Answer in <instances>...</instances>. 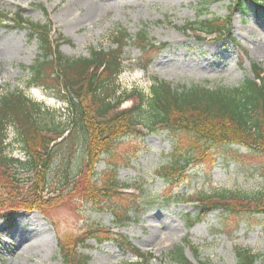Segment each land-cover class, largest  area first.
Segmentation results:
<instances>
[{
	"label": "rangeland",
	"instance_id": "rangeland-1",
	"mask_svg": "<svg viewBox=\"0 0 264 264\" xmlns=\"http://www.w3.org/2000/svg\"><path fill=\"white\" fill-rule=\"evenodd\" d=\"M70 1L0 0V15L22 9L30 23L50 21L56 30L52 33L53 39L62 35L68 41L60 50L69 59L87 58L93 49L114 50L113 34L118 30L127 31L131 38L122 50L125 70L118 80L121 92L134 89L148 95L156 79L174 87L200 85L233 89L252 77V65L264 68V12L253 3L245 11L232 12L230 0L208 6L202 0H110L105 4L108 10L96 21L84 23L78 19L84 9L78 12L73 6L70 11L79 21L66 20L64 10ZM228 16L232 22L230 35L222 41H199L186 30L189 23L206 19L223 22ZM140 32L146 33L156 46L166 44L167 47L160 50L156 47L142 54L136 45ZM27 34L26 30L0 25V99L8 92L22 91L49 110L55 123L63 126L69 118L68 106L45 90L27 85L31 76L25 68L31 67L39 54L37 42H30ZM130 107L131 103L123 106ZM140 130L114 142L94 166L93 180L91 175L88 180L92 185L96 184L95 180L103 185L115 173L122 183L142 186L154 202L151 208L136 212L134 220L119 231L113 211L133 207H126L129 192L118 193L122 197L115 203L103 197L94 202L84 196L86 193L70 199L64 197L61 193H66V189L58 188L63 176L73 178L86 165L85 149L79 143L72 154L58 153L49 174V192L60 189L55 196L59 194L58 198L65 200V204L49 206L45 215L36 210H20L11 226L0 217V264H64L60 247L73 237L84 241L74 247L80 256L89 258L88 264L139 261L131 249L113 242L99 244L85 240L91 231L100 229L112 230L127 238L135 249L151 253V264H163L166 256L179 247H185L186 257L196 264L187 242L199 249L200 260L211 264H237L236 249L264 256V215L232 216L216 212L188 228L187 218L197 210L180 201L221 191L250 196L263 194L264 156L238 145H213L207 157L193 165L183 183L170 192L157 170L170 162L176 152L187 154L190 142L180 133ZM6 154L26 160L12 127L8 129ZM4 187L0 184V188ZM170 193L177 195L171 198Z\"/></svg>",
	"mask_w": 264,
	"mask_h": 264
},
{
	"label": "trees",
	"instance_id": "trees-1",
	"mask_svg": "<svg viewBox=\"0 0 264 264\" xmlns=\"http://www.w3.org/2000/svg\"><path fill=\"white\" fill-rule=\"evenodd\" d=\"M202 1L204 6H208L224 0ZM230 1L232 12L245 11L250 3L264 12L263 0ZM231 23L230 16L223 22L206 19L187 24L186 30L199 41L209 38L222 41L227 34L230 35ZM0 25L26 30L28 40L37 42V59L31 67L25 68L31 76L27 85L45 90L69 109L68 121L60 126L49 110L22 91L8 92L0 99V184L1 187L8 184V187L0 188V217L9 226L15 222L16 213L20 210H36L45 215L49 206L54 208L56 204H65V200L58 198L59 194L55 196L61 188L66 189L67 194H61L67 199L75 193V196L86 193L84 196L94 202L103 197L109 203H115L122 197L118 193L131 192L128 193L126 207H133L113 211L116 228L120 231L134 220L136 212L151 208L153 200L142 186L122 183L115 173L103 185H99L98 180H95L96 184H90L88 177L91 175L93 180L94 166L103 154L110 151L114 142L140 133V129L180 133L190 142L187 154L176 152L170 162L157 170L158 177L170 192L183 183L193 165L207 157L213 145H238L264 156V68L259 65H252V77L233 89L200 85L174 87L156 79L148 95L134 89L121 92L118 80L125 70L122 50L131 38L127 31L118 30L113 34L114 50L93 49L87 58L69 59L60 50L68 41L62 35L53 39L52 33L56 30L50 21L30 23L24 16V10L17 9L15 13L1 14ZM136 45L142 54L156 47L158 50L167 47L166 44L156 46L144 32L137 35ZM128 102L132 103L131 107L122 109ZM10 127L16 130L25 161L6 154ZM79 143L85 149L86 165L73 178L64 175L60 189L49 192V174L58 153L61 152V156L67 155L66 151L72 154ZM1 180L5 181L2 183ZM176 195L173 193L170 197L175 198ZM180 201L197 210L194 216L187 218L188 228L202 223L216 212L232 216L264 215V193L250 196L236 191H221ZM90 234L86 241L94 240L99 244L113 242L131 249L139 260L136 264L152 262L151 253L135 249L127 238L112 230H93ZM80 240L73 237L61 245L64 264L89 263V258L75 251L74 245L84 242ZM186 246L192 250L196 264H211L200 260L199 249L190 242ZM235 251L237 264H264V256L250 250ZM166 257L165 260L174 264H193L186 257L185 247L176 248ZM165 260L163 264L167 263Z\"/></svg>",
	"mask_w": 264,
	"mask_h": 264
},
{
	"label": "bare ground",
	"instance_id": "bare-ground-1",
	"mask_svg": "<svg viewBox=\"0 0 264 264\" xmlns=\"http://www.w3.org/2000/svg\"><path fill=\"white\" fill-rule=\"evenodd\" d=\"M110 0H71L70 3L65 8L64 12L67 16L66 20H74L79 21L81 20L84 23H92L96 21L102 14L105 12L107 4ZM79 12L80 10L84 9V12H80V18H75L74 13H71L70 8L73 7ZM76 195L72 194L71 197ZM61 206V205H60Z\"/></svg>",
	"mask_w": 264,
	"mask_h": 264
}]
</instances>
